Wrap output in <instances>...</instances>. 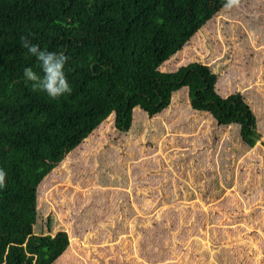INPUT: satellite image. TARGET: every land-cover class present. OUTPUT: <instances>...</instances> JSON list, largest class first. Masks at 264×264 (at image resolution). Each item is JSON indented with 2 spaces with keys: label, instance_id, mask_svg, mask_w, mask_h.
I'll list each match as a JSON object with an SVG mask.
<instances>
[{
  "label": "rangeland",
  "instance_id": "rangeland-1",
  "mask_svg": "<svg viewBox=\"0 0 264 264\" xmlns=\"http://www.w3.org/2000/svg\"><path fill=\"white\" fill-rule=\"evenodd\" d=\"M214 19L216 33L163 69L208 62L223 95L264 98V0H235ZM253 102L264 128V100ZM133 117L121 132L111 116L41 182L35 233L70 237L54 264H264V131L248 147L194 110L185 87L157 128L140 108Z\"/></svg>",
  "mask_w": 264,
  "mask_h": 264
},
{
  "label": "trees",
  "instance_id": "trees-1",
  "mask_svg": "<svg viewBox=\"0 0 264 264\" xmlns=\"http://www.w3.org/2000/svg\"><path fill=\"white\" fill-rule=\"evenodd\" d=\"M225 4L0 0V169L6 173L0 189V264H54L63 256L70 245L65 229L35 233L39 187L111 116L118 131L129 132L140 108L155 128L174 93L185 87L194 110L211 115L219 126H235L244 144L256 145L264 128L253 101L262 102L261 95H250L253 101L241 90L223 95L208 62L163 69L191 44L216 33L214 18ZM22 36L67 54L70 95L52 100L32 91L23 69L39 73L38 61L22 47ZM216 43L220 46L211 41L208 47L215 49ZM109 151L99 158L101 171L112 169V157H102Z\"/></svg>",
  "mask_w": 264,
  "mask_h": 264
},
{
  "label": "clouds",
  "instance_id": "clouds-1",
  "mask_svg": "<svg viewBox=\"0 0 264 264\" xmlns=\"http://www.w3.org/2000/svg\"><path fill=\"white\" fill-rule=\"evenodd\" d=\"M235 0H226L225 7H231ZM21 45L27 53L38 61L39 73L32 67L23 69V77L26 83L30 82L33 92H43L49 99L55 100L73 91L66 75L68 56L65 52L48 51L34 44L26 37H21ZM6 173L0 169V189L4 187Z\"/></svg>",
  "mask_w": 264,
  "mask_h": 264
}]
</instances>
